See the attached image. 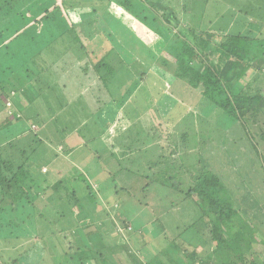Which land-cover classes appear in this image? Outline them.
<instances>
[{
    "label": "rangeland",
    "instance_id": "374dc122",
    "mask_svg": "<svg viewBox=\"0 0 264 264\" xmlns=\"http://www.w3.org/2000/svg\"><path fill=\"white\" fill-rule=\"evenodd\" d=\"M8 1L0 0L1 15L5 17V13H8L6 15H9L11 19L15 17L14 13L20 12V17L23 16V22L21 26L20 20L22 19L14 18L19 21L18 26H20L16 29L15 26H9L8 22H4L6 19L0 21V127L2 129L0 131V141L5 143L4 147H7L13 141L10 140L11 142L7 143L9 140H3L2 136L9 135L15 138L19 131H24V133L28 131L25 137H19L13 142L14 158L17 164L26 161L24 169L27 168L31 171L36 181L48 180L49 185H53L63 177L78 178V181L73 179V186L77 190L80 199L83 195L82 191L86 192L84 178L91 181L90 183L94 179L103 186L107 184L106 181L99 180V177L104 174L103 171L100 172L99 166L104 165L106 169L113 171L114 174V180L111 179L109 185H112L113 180L119 191H121L120 187L123 186L132 187L133 194L137 195V198L140 195L139 199L142 200V203L145 199L152 201L150 205L155 211L156 218L163 216L165 212L168 215L166 218L170 222H175L173 221L175 214L180 215L182 221L195 222L200 216L197 197L193 196L191 199L185 200L182 195L173 193L174 195L167 197L166 201L162 199L159 203H155L154 200H157V198H153V190H155L154 185L157 183L150 182L157 178L165 180L168 184L173 182L176 186L180 183L182 185L181 189L187 192L189 183L187 177L182 178L181 175L184 171L181 168L185 160L184 154L189 148L190 154L187 157L190 156V159L193 160L191 163L194 162L195 157L202 159L206 169L214 175L223 177L225 184L238 187H244L245 185L246 188L247 183L251 182L252 187L250 189L258 193L261 192V194L262 191L264 192V178L262 177L260 161L255 159L250 162V159L244 157V154H247L244 149V140L246 139L240 142L241 145L236 147L234 151L233 149L227 151L224 143H227V140L233 142L236 139V134L226 129L227 126L223 119L218 118L219 115H216L214 108L196 91L178 86L181 85V82L176 81L170 69L161 64L162 58H166L169 63H173V59L163 50L166 39L169 41L172 36L169 32L159 30L150 32L151 35L146 34L145 26L134 17L127 15L122 7H119L116 16L124 18L127 15V20H123L125 21L123 23H127L128 27L135 32L141 45L131 40L130 43L133 44L128 48L126 46L127 40L116 35L117 42L127 51H121L118 46L116 50L118 57L111 59L116 76L113 78V85L110 84L106 90L99 82L98 72L93 67L101 57V50L98 51V45L103 48V44L98 40V35H104L107 44L110 43L113 47H115V44L112 43V40H116L111 39L109 41L107 39L105 31L109 29L112 33L110 26L103 24L98 28L96 26L98 23L91 20L86 23L91 27L89 29L87 26L83 27L84 23L82 21L84 19L81 17V15L84 17L93 16L91 14L92 7L98 8L96 4L93 6H91L92 4L84 5L83 1L85 0L74 2L69 0L72 7L66 9L63 6L64 0H13L6 7L7 4H4V2ZM153 1H159V4H162L163 11L167 10V7L174 10L175 15L171 11L161 12V15L172 13L173 22L171 24L173 29H181L182 26L198 28L200 25L207 23L206 18H212L215 14L223 16L216 23L227 25L230 24L232 19L239 17L241 19L243 14L247 13L246 25L242 27L244 29H239L243 32L251 28L253 30L259 20H264V0ZM131 6L136 11L148 9L142 2L137 1H134ZM142 14L144 13L142 12L139 17ZM249 20L251 22L247 23ZM251 25L253 26L250 28ZM72 27L75 28L77 35L71 36L69 31L64 35V29L68 30ZM236 27L237 25L232 26V29L237 31ZM15 31H17V35H14ZM260 32V38H264V30ZM254 33L257 34V30ZM60 34L61 36H59ZM58 37L62 38L59 39ZM145 48L152 49L151 53L145 51ZM128 53L133 54L132 57L141 63L140 66L131 68L133 72L138 71V74H142L140 76L142 78L137 76L139 82L130 77L129 74L120 73L119 68L123 63L130 61L131 56ZM131 75L135 76L133 73ZM101 87L103 89L99 93L98 89ZM161 89H163V93ZM9 92L13 97L9 98ZM158 92L162 93L159 99L157 98ZM23 93L25 94L23 95ZM130 93H133L132 99L129 96ZM109 95L112 96L110 100H107ZM6 96L9 99H5ZM166 96L168 97L167 100L165 99ZM150 97L153 100H149ZM111 99L114 101H111ZM148 101L149 103L154 102V104H149ZM179 102L183 103L188 110L201 116V119L198 118L199 121L190 120V123L194 121V129L190 130L188 139H184L182 144L177 139L178 134L184 133V122L179 123L177 119L180 116L179 111L186 108L180 107ZM123 103L124 105L121 106ZM105 104V108L102 109ZM7 107L11 108L8 109ZM19 108L22 109L21 114L23 117H19L18 114L19 120L16 121V110H19ZM155 111H161L158 114L159 116L155 114ZM172 111L175 112L174 115L171 114ZM167 114L170 118L177 120L174 126L175 131L171 132V143L167 139L168 136L166 137V130H168L167 126L173 128L174 123H167L165 118ZM7 116L10 117L8 118L11 120L10 124L7 122ZM136 117L141 118V124H134L135 126L129 130L127 129L125 133V129L129 126L127 119ZM25 118L30 119L31 123L25 121ZM188 118H185V122ZM147 124L150 126H147ZM160 125L162 127L157 130ZM146 126L151 131L147 130ZM191 126L193 128V125ZM107 127H109V130H107ZM215 127L223 131L225 129L224 132H219L218 135L221 141L224 139L221 147L218 140L214 143ZM140 129H143V131L140 132ZM102 132L108 133L106 140L110 143L118 140L119 145H123L122 143L134 145L127 150L128 157L117 158L116 155L122 150L119 149V145L112 147L114 148L113 151L109 149L110 153H114V155L102 149V144L98 140V134ZM129 132L130 134H128ZM148 132L155 134L154 139L145 138ZM164 133L166 139L164 137L158 138L160 134L163 135ZM136 136L138 139H135ZM35 139L36 141L40 140L43 144L33 143V147H30L29 143H32V140L34 142ZM160 145L164 146V151L159 149ZM246 145L251 146L248 142H246ZM229 147L227 143L228 150H230ZM33 148H35V151L32 153ZM20 149H24L25 153H21ZM172 150L177 153L174 157L169 155ZM248 152V154L253 155L251 150H248ZM230 153L235 155V160H232L229 156ZM159 155L164 156L160 163L171 165L170 174L156 175V172H159L163 165L157 168L155 172L148 173L146 171V163L156 161ZM28 156H30L29 159ZM198 168L191 170L192 175L198 174ZM127 170H129V174ZM145 176L150 178L149 181H146ZM128 177L130 180H128ZM168 179L170 180L166 181ZM48 181L45 182V187ZM146 184L151 186L149 191H146L144 195L139 194L141 193L139 189L141 191V187ZM92 186L95 190L97 202L100 201L102 205L104 204L103 208L107 210L108 214L101 222L102 226H99L104 237V246L100 249L101 253L113 258L117 257L122 264H127L126 257L131 251V248H129L131 241H129L127 233L125 234L121 222L117 220V214L119 213L121 217L123 214L116 211L117 206L120 210L122 209L120 201L125 199V195L122 198H115L117 202L112 207L100 196L97 187L94 184ZM45 187H42L41 190ZM245 188H241L240 193L245 194L244 191H249V188L246 190ZM39 193L38 201L36 199L33 201L38 213L37 216L35 215L36 217L34 216V220L36 221L37 230L42 236H31L30 242L36 238L39 245H35L34 253L29 257L27 254L25 258L34 257L39 264H76L80 258L79 251L81 247L76 245L75 237L74 239L71 237L72 240L64 238L63 235L70 232L72 228L67 225L69 217L62 219L60 216L61 213L67 212L69 209L68 204L64 201L59 202L52 189L40 191ZM111 196L108 195L107 198H111ZM160 197L161 194H159L158 199ZM260 197L261 195L258 198ZM82 201L84 202V200ZM251 202L253 207L246 211L248 215L242 214V216L245 220H248L247 223H252L256 229L260 230L258 236H256L258 242L253 244L254 255L260 259L261 257L264 258V212L261 210L262 202L258 203L257 208L254 206L257 201L252 200ZM94 207L98 208V203ZM145 209L144 204L137 205L135 203L131 204L127 210V214L136 220L134 226L137 229L140 226L143 227L145 218L148 217L144 213ZM77 210V208H73L72 212L76 213ZM87 212L92 219L98 218V213L96 211L93 213L91 208H88ZM29 215L26 221L28 223L27 231L32 232L35 227L34 213L30 211ZM160 221L162 220L160 219ZM158 222L152 220V227L157 228ZM95 227L96 224L92 229ZM51 228L57 229L54 231V235L49 233ZM192 231V229L186 231L179 239L183 241V246L188 247L190 250L192 248L188 246V242L195 247L190 241L191 238H189L190 233L195 232ZM14 232L21 231L14 230ZM201 232L202 230L195 232L198 239L202 237ZM82 242L91 247V243L86 237L81 240ZM68 243L70 245H67ZM2 247L4 246L0 245V248ZM114 247L115 250H113ZM157 248V244L152 243L149 249L143 251L141 255L136 254V257L145 260L149 255L154 256V254H157ZM122 249L125 251H122ZM91 256L97 258V253L94 251L86 254V257ZM160 258L165 262L168 261L166 257ZM85 264L96 263L91 258Z\"/></svg>",
    "mask_w": 264,
    "mask_h": 264
},
{
    "label": "trees",
    "instance_id": "16d2710c",
    "mask_svg": "<svg viewBox=\"0 0 264 264\" xmlns=\"http://www.w3.org/2000/svg\"><path fill=\"white\" fill-rule=\"evenodd\" d=\"M71 1L74 2L76 0ZM134 1L142 2L148 9L136 11L133 6H131ZM12 2L13 0H9L8 2H4V4H7L6 7H8ZM63 3L66 9H71L72 6L69 0H64ZM83 3L84 5L92 4L91 6H93L96 4V6H98V8L92 7L93 10L91 14L93 16L84 17L81 15L82 19H84L82 21V23H84L83 27L87 26L90 29L91 27L86 23L95 20V22L98 23V25H96L98 28L103 24L110 26L112 33L109 29L105 31L107 39H109V41H111V39L116 40H112V43L115 44V47H113L109 42V44H107L104 35H98V40L103 44V48L98 45V51L101 50V57L98 59V62L96 61L93 67L95 71L98 72H96L98 80L101 82L104 89L109 87L110 84L113 85L112 81L116 76L111 59L116 58L118 46L121 51H127L126 48L124 49L117 42L118 38H116V35L127 40L126 46H128V48L133 44L130 43L131 40L141 45V42L136 38L135 32L128 27L127 23H123L125 22L123 20H127V15L134 17L138 22L142 23L145 26L146 34L159 30H164L167 33L169 32L172 36L169 41L166 39L163 50L173 59V63H169L166 58H162L161 64L170 69L176 81L181 82V85L178 86H184L196 91L198 95L214 108L216 115H219L218 118L223 119L227 126L226 129L236 134V139L233 142H229V140L226 141L228 147L230 146V150H228L227 143L223 142L224 139L221 141V138L218 136L219 132L222 133L223 130L215 127L214 130L216 133L214 134V143L218 140L220 147L222 143H224L227 151H231L232 149L234 151L236 147L241 145L240 142L246 139L244 140V149L247 154H244V157L250 159V162L255 159L260 161L263 173L262 177L264 178V38H260V31L264 30V20L261 19L262 22L260 20L259 22L257 21L258 24L254 28L255 30H252L251 27L253 25H251L249 26L251 29H247L246 32H243L239 29L246 25L247 13H244L241 19L240 17L232 19L230 24L227 25L216 23V21L221 20L223 16L215 14L212 18H206L207 23L202 26L200 25L198 28L182 26L181 29H173L171 23L173 22L172 13L175 15L174 10L167 7V10L164 11H171L172 13L161 15V12L164 11L159 1L85 0ZM119 7H122L127 14L124 18L116 16V11ZM142 12L144 14L139 17ZM1 13L2 11H0V21L6 19L4 22H8L9 26H15L16 29H18L20 26H18L19 21L16 19L21 18L20 24L22 26L23 16L21 15L20 17V12L14 13L15 17H12L16 19L11 18L12 20L9 18V15H6L8 13H5V17L4 15L2 16ZM251 20L247 23L251 22ZM236 25L237 27L235 29L237 31L232 29V26L235 27ZM256 30L257 34L254 33ZM68 31L71 36H74V34L77 35L74 27L68 30L64 29V35L67 34ZM130 34H132L131 37ZM14 35H17V31L14 32ZM59 36H61V34ZM58 38L61 39L62 37ZM151 50L145 48V51L148 53H151ZM130 54V61L127 63L124 62L123 65L121 64L122 66L119 70H121L120 73L129 74L130 77L139 82L137 76L140 77L142 74H138V71L133 72L131 68H136L135 66H140L141 63L138 62L136 58L132 57L133 54ZM132 73L135 76L131 75ZM103 88L101 87L98 89V92L100 93ZM161 90L163 93V89ZM159 93L160 92L157 94L158 99L162 94ZM9 94V98L13 97L11 92H9ZM24 94L25 93H23V95ZM132 95L133 93L129 94L131 99L133 98ZM111 96L112 95H109L107 100H110ZM6 97L5 99H9L8 96ZM167 98L166 96L165 99L167 100ZM149 100H153V98L150 97ZM111 101L114 100L111 99ZM149 104H154V102H150ZM179 104L180 107L186 108L179 111L180 116L177 119L179 123L184 122V133L178 134L177 139V141H180L182 144L184 143V139H188L190 130L194 129V121H199L198 118L200 117L201 119V116L188 110L183 103L179 102ZM123 105L124 103L121 106ZM105 106L106 104L102 109L105 108ZM7 108L9 109L11 107ZM16 111L17 118H15V120L17 121L19 117H23V115L21 114L22 109L19 108V110ZM160 112L161 111H155V114L159 116L158 114H160ZM171 114L174 115L175 112L172 111ZM10 116L12 115L10 114ZM166 116L167 123H174V128L177 120L170 118L169 114ZM186 117L189 118L185 122ZM6 118L9 123L11 120L8 118L10 117L7 116ZM140 119V117L127 119L129 126L125 129V133L127 129L133 128L135 126L134 124H141ZM191 119H194L192 123H190ZM25 121L31 123L30 119L25 118ZM189 123L190 125H188ZM148 125L149 124H147V126ZM191 125H193V128ZM147 126V130L151 131ZM161 127V125L157 127V130H160ZM167 128V133H165L170 142L171 132H174L175 128L174 130L172 127L170 128L167 126ZM107 130H109V127H107ZM0 131H2L1 127ZM142 131L143 129H140V132ZM130 132L128 134H130ZM26 133H24V131H19L15 138L14 136L4 135L2 139H8L9 141H7V143L11 142L10 140L14 142L19 137H25ZM165 133L163 135H157L158 138L164 137ZM107 137V132L98 134V140H100L102 144V147H100L110 153V150H114L112 147H116L120 143L118 140L110 143V141L106 140ZM154 137L155 134H151L150 132L145 136V138L149 139H154ZM166 137L164 138L166 139ZM135 139H138V137L136 136ZM13 142L12 144L9 143L7 147H4L5 143L0 141V144H2L0 145V245L4 246L0 248V264H39L34 257L28 258L34 253L35 245H39L36 238L30 242L31 236L40 235L36 227V221L34 220V216H37L38 213L34 207L33 201L35 199L38 201L40 191H47L49 189H52L57 195L56 197L59 202L64 201V203L68 204L69 209L67 212L61 213L60 216L62 219L69 217L67 225L72 228L70 232H66L63 235L64 238L72 240L71 237H73V239L75 237L76 245L81 247L82 251H79L80 258L76 264H85L86 261L88 263L91 258L96 264H122L117 257L113 258L101 253L100 249L104 246V237L101 234L99 226H102L101 222L108 214L107 210L103 208L104 204L102 205L100 201L97 202L92 184L100 191V196L106 200V203L112 207L116 205L114 204L117 202L115 198H122V196L125 195V199L120 201L122 209L120 210L117 206L116 211L122 212V217L117 212V220L121 222L125 234L127 233L130 239L129 241H131L129 244L131 251L126 257L127 264H264V258H256L253 251V244L258 242L256 236H258L260 230L258 228L256 229L255 225L252 223H247L248 220H245L242 216V214L248 215L246 211L253 207L252 200L257 201L254 205L256 208L259 206L258 203L262 202L261 210L264 212V192L262 191L261 194V192L258 193L250 189V187H252L251 182L247 183L248 186H246V188L245 185L244 187H238L236 185L229 186V184H225L223 177H219L216 174L214 175L206 169V165L202 163V159L195 157L194 162L191 163L193 160L190 159V156L187 157L190 154L189 148L184 154L185 160L181 168V170L184 171L181 175L182 178L184 179L187 177V182L189 183L187 192L181 189L182 185L180 183L176 186L173 182L168 184L165 180L157 178L150 181L152 183H157L154 185V197L152 196L153 198H157V200H154L155 203H159L162 199L166 201L168 199L167 197L174 195L173 193L182 195L185 200L191 199L193 196L197 197L199 200L198 208L200 209V216L195 222L182 221L179 217L180 215L176 214L173 220L175 222H170L166 218L168 215L165 212L163 216L156 218L155 211L150 205L152 201L149 199L147 201V199H145L142 203V200L139 199L140 195L137 198V195L133 194L132 187L123 186L120 187L121 191H119L117 184L113 182V171L106 169L104 165L99 166L100 172L102 173L103 171L104 174L98 179L100 181H106L107 184L103 186V184H98L94 179L92 183H90L91 181L84 178L86 192L84 190L82 191L83 195L80 199L77 190L73 186V179L78 181V178L75 179L74 177L72 179V177H63L53 185H49L48 180H44L43 182L36 181L33 178V173L27 168L26 170L24 169L26 167V161L21 164L16 163ZM246 142L251 145V148L246 145ZM33 143L38 145L43 144L40 140L36 141L35 139L34 142L32 140V143H29V146L33 147ZM122 144L123 145H119V149L122 150L116 155L118 159L128 157V153H126L127 150L134 146L127 143ZM163 147L164 146L160 145L159 149L164 151ZM35 148L32 149V153L35 151ZM248 150H251L253 155L248 154ZM19 151L25 153L24 149H20ZM110 154L114 155V153ZM176 154L177 153L172 150L169 155L170 157H174ZM229 156H231L232 160L236 159L235 155L232 153H230ZM29 157L30 156H28V159ZM163 158V155H159L156 161L146 163V171L148 173L155 172L157 168L163 165V168L160 169L159 172H156V175L170 174L171 165L168 166L167 164L160 163ZM202 165L203 167H201ZM197 168L199 171L198 174L192 175L191 170ZM127 173H130L129 170H127ZM111 179H113L112 185H109ZM145 179L149 181L150 178L145 176ZM170 179L172 180L171 177ZM128 180H130L129 177ZM128 180L126 179V181ZM46 181H48V183L45 187ZM150 184L142 186L141 191L139 189V192H141L139 194L144 195L146 191H149L151 188ZM42 187L45 188L41 190ZM241 188H245V190L249 188V191H244L245 194L240 193L242 191ZM164 190L166 191L163 193ZM122 191L123 193H121ZM159 194H161L160 199H158ZM108 195H112L111 198H107ZM260 195L261 197L258 198ZM81 199L84 200V202ZM96 203H98V208H96L97 205L94 207ZM135 203L137 205L144 204L146 208L144 213L148 216L145 218L143 227L140 226L138 229L134 226V221L136 220L127 214L129 206ZM73 208L78 209L76 213L72 212ZM88 208H91L93 213L94 211L98 213L97 219L94 220L90 217V214L87 212ZM30 211L34 213L33 220L35 221V227L32 232L27 231L28 223L26 222ZM160 219L162 221H160ZM152 220L155 222L159 221L157 228L152 227ZM95 224L96 227L92 229ZM190 229L195 232H197V230H202L200 233L202 237L199 239L195 232L192 234L190 233V241L195 247L191 246L189 242L188 246H190L192 250L188 249V247H184L183 241L179 240L180 237ZM14 230H19L21 232L15 233ZM56 230L57 229L51 228L49 233L54 235V231ZM84 237L91 243V247L86 243H81ZM152 243L157 244V254H154V256L149 255L145 260L137 259L136 254H143V251L149 249ZM67 245H70V243ZM113 250H115V247ZM94 251L97 253V258H93L92 256L86 257L87 253H92ZM122 251L125 250L122 249ZM27 254L28 257L26 259L25 257ZM160 257H166L168 261L165 262Z\"/></svg>",
    "mask_w": 264,
    "mask_h": 264
}]
</instances>
